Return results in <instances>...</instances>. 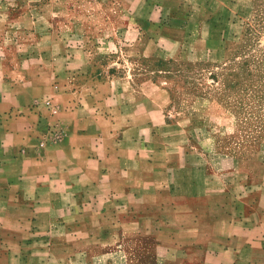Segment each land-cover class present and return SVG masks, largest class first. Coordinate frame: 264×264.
Instances as JSON below:
<instances>
[{
    "label": "crops",
    "instance_id": "crops-1",
    "mask_svg": "<svg viewBox=\"0 0 264 264\" xmlns=\"http://www.w3.org/2000/svg\"><path fill=\"white\" fill-rule=\"evenodd\" d=\"M185 2L0 0V264H264V155L225 178L136 71Z\"/></svg>",
    "mask_w": 264,
    "mask_h": 264
},
{
    "label": "rangeland",
    "instance_id": "rangeland-1",
    "mask_svg": "<svg viewBox=\"0 0 264 264\" xmlns=\"http://www.w3.org/2000/svg\"><path fill=\"white\" fill-rule=\"evenodd\" d=\"M165 28V54L138 76L171 93L170 117L188 110L191 95L205 98L206 125L194 135L228 178L244 158L264 155V0H186Z\"/></svg>",
    "mask_w": 264,
    "mask_h": 264
},
{
    "label": "built area",
    "instance_id": "built-area-1",
    "mask_svg": "<svg viewBox=\"0 0 264 264\" xmlns=\"http://www.w3.org/2000/svg\"><path fill=\"white\" fill-rule=\"evenodd\" d=\"M54 113L55 110H52V114ZM52 127L53 128L49 131V133L41 134L37 144L38 147H44L48 141L57 142L62 139L64 134L63 128L59 124H53Z\"/></svg>",
    "mask_w": 264,
    "mask_h": 264
},
{
    "label": "trees",
    "instance_id": "trees-1",
    "mask_svg": "<svg viewBox=\"0 0 264 264\" xmlns=\"http://www.w3.org/2000/svg\"><path fill=\"white\" fill-rule=\"evenodd\" d=\"M154 79V78H153ZM154 81H155V79H154Z\"/></svg>",
    "mask_w": 264,
    "mask_h": 264
}]
</instances>
